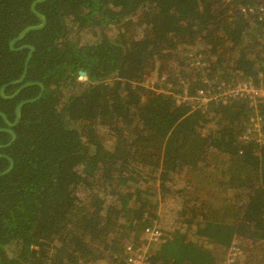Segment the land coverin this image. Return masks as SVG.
Wrapping results in <instances>:
<instances>
[{
	"label": "trees",
	"instance_id": "trees-1",
	"mask_svg": "<svg viewBox=\"0 0 264 264\" xmlns=\"http://www.w3.org/2000/svg\"><path fill=\"white\" fill-rule=\"evenodd\" d=\"M34 1L0 0V90L23 74L29 50L9 44L40 25ZM35 10L44 29L14 49H34L24 83L44 90L0 150L13 161L0 178V264H130L140 253L148 264H229L230 254V264H264V140L250 131L257 123L264 135V103L218 97L264 87V0ZM40 92L0 98V112L13 123ZM10 141L0 133V147ZM8 167L0 159V174Z\"/></svg>",
	"mask_w": 264,
	"mask_h": 264
},
{
	"label": "water",
	"instance_id": "water-1",
	"mask_svg": "<svg viewBox=\"0 0 264 264\" xmlns=\"http://www.w3.org/2000/svg\"><path fill=\"white\" fill-rule=\"evenodd\" d=\"M48 0H36L34 1L31 6H30V11L31 13L40 21V25L39 26H36V27H29V28H26L24 29L13 41L10 42L9 44V50L11 52H19L23 49H28L29 50V55L27 57V60L25 62V66H24V71H23V74L20 78L19 81L17 82H14V83H11L9 85H6L4 87L1 88L0 90V98L2 100H12L14 99L15 97H17V95L22 91L24 90L25 88H28V87H33V86H36L38 88H40L41 92L39 94V96L35 99V100H32V101H26V102H22L20 103L16 109H15V119H14V122L13 123H9L6 118L4 117V115L0 112V118L2 119L4 125H5V129H0V133H6L8 135L11 136V141L10 143H8L7 145L5 146H2L0 147V150L1 149H8L16 140V135L13 131V129L17 126L19 120H20V110L21 108L24 106V105H27V104H31V103H34L35 101L39 100L41 97H42V92H43V87L41 84L39 83H24V80H25V76H26V73H27V66H28V63H29V60L31 58V54L34 52V49L32 47H29V46H25L21 49H14V46L19 43L24 37L26 34L28 33H31V32H39L41 30L44 29L45 27V24H46V20L45 18L38 14L37 11L35 10L37 6L41 5V4H44L45 2H47ZM80 77H83V74L79 73L78 74ZM18 85H21V87L17 90V92L14 93V95L10 98H6L4 95H3V91L7 88V87H11V86H18ZM0 159H4L8 162L9 164V167L6 171H4L3 173L0 174V178L1 177H4L6 176L7 174H9L12 169H13V161L7 157V156H0Z\"/></svg>",
	"mask_w": 264,
	"mask_h": 264
},
{
	"label": "built area",
	"instance_id": "built-area-1",
	"mask_svg": "<svg viewBox=\"0 0 264 264\" xmlns=\"http://www.w3.org/2000/svg\"><path fill=\"white\" fill-rule=\"evenodd\" d=\"M200 103L207 104L211 101L210 97L204 96L199 93ZM222 101L228 100H250L252 105H255L258 101L264 103V87L256 88L251 82H243L235 85L234 87L228 88L224 90L219 96ZM258 122V121H257ZM250 131L255 133L257 138V143H261L264 140V135L259 130V125L255 123L251 128ZM148 242L156 243L160 238V233L157 230H147L146 233ZM130 247L132 245H129ZM130 250V248L128 249ZM233 255H229V264L231 263V257ZM130 264H148L147 259L143 253L135 255L134 258L130 259Z\"/></svg>",
	"mask_w": 264,
	"mask_h": 264
},
{
	"label": "rangeland",
	"instance_id": "rangeland-1",
	"mask_svg": "<svg viewBox=\"0 0 264 264\" xmlns=\"http://www.w3.org/2000/svg\"><path fill=\"white\" fill-rule=\"evenodd\" d=\"M160 72H162V71H159V68H151L148 73L150 74L151 77H154L153 79H157ZM81 81H83V79ZM153 89H154V87H153ZM147 247H149V246H147ZM160 252L162 253V255H165L166 253H171V249L166 248L164 251L160 250Z\"/></svg>",
	"mask_w": 264,
	"mask_h": 264
},
{
	"label": "flooded vegetation",
	"instance_id": "flooded-vegetation-1",
	"mask_svg": "<svg viewBox=\"0 0 264 264\" xmlns=\"http://www.w3.org/2000/svg\"><path fill=\"white\" fill-rule=\"evenodd\" d=\"M14 113H15V111H14ZM14 119H15V114H14ZM2 120V119H1ZM3 122V121H2Z\"/></svg>",
	"mask_w": 264,
	"mask_h": 264
}]
</instances>
